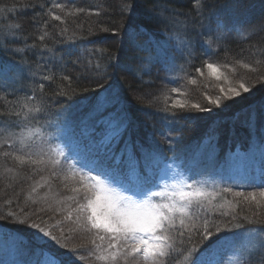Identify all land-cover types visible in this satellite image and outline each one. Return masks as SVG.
I'll return each instance as SVG.
<instances>
[{
  "label": "trees",
  "instance_id": "16d2710c",
  "mask_svg": "<svg viewBox=\"0 0 264 264\" xmlns=\"http://www.w3.org/2000/svg\"><path fill=\"white\" fill-rule=\"evenodd\" d=\"M202 3L197 12L193 0H0V64L8 69L7 77L0 74V114L9 113L0 115V236L15 241L22 256L51 264L74 249L83 253L76 264H126L122 256L100 258L108 254V239L89 230L86 213L77 210L89 175H96L91 166L105 151L96 142L98 121L116 111L124 127L115 153L120 162L105 163L117 169L119 181L139 187L153 173L154 191L160 168L177 165L188 191L203 193L186 209L185 236L171 233L177 254L192 249L177 264L194 257L229 264L213 249L223 240L234 247L247 234L252 245L242 240L233 264H264V237L257 235L264 233V169L252 167L250 178H240L245 185L218 173L232 161L245 167V156L264 147V0ZM102 101L112 103L96 111ZM51 126H78L75 147L54 158L53 146L34 137L33 159L44 163L20 165L15 157L29 151L23 135ZM211 159L213 169L206 166ZM198 208L201 218L193 223ZM203 214L213 230L200 239Z\"/></svg>",
  "mask_w": 264,
  "mask_h": 264
},
{
  "label": "snow or ice",
  "instance_id": "6c2138e0",
  "mask_svg": "<svg viewBox=\"0 0 264 264\" xmlns=\"http://www.w3.org/2000/svg\"><path fill=\"white\" fill-rule=\"evenodd\" d=\"M193 10L199 12L205 5L202 0H193ZM53 7H61L59 4L53 5ZM8 11H13L14 7L8 6ZM55 20H60V16H54ZM6 23V21H4ZM17 29L20 28L19 24H16ZM40 40L44 39V35H41ZM208 68H213V65L207 64ZM3 69H0V73ZM44 79L48 80L51 77L45 76ZM43 85L40 88L43 89ZM241 87L244 91H248L243 85ZM223 91V89L221 90ZM239 95V92H236ZM211 103L219 106V101L214 100ZM175 106V105H174ZM27 107V105H25ZM194 108L200 111H210L208 108H200L199 105H193ZM32 111L31 108L28 109ZM36 112H40L39 108L35 109ZM13 115L20 116V112L12 113ZM7 116L9 113L3 114ZM27 119V116H25ZM23 143V140L21 141ZM29 148L28 152H23L22 155H18L15 159L20 165L42 164V159H33L37 156V152L32 151L31 145H25ZM11 147V145H9ZM71 147V145H69ZM105 151L103 159L98 162L97 172L95 176L89 175V185L85 186L86 191L81 196V201L78 203V211L86 213L85 219L89 223V230H95V234L101 241L105 238L108 239V245L106 251L107 255L101 256V259L116 261L118 257H123L126 264L131 261V264H177L181 256H184L185 252L191 255L192 249L184 248L177 254V250L173 247V237L171 233L175 231L176 238H182L185 236V232L182 230L185 224V213L188 206L192 203L193 199L198 196H202L203 193L196 191L185 192L182 189L179 192L173 193V196H179V200H171L167 203L153 202L149 197V194L154 196H162L160 192H153L152 185L155 181V174L149 173L145 175L140 182V186L125 185L122 181H119L116 175L117 169L111 168L110 163L106 161L115 160L119 163V159L115 153L119 150L111 147V141L103 145ZM40 153H43V149H40ZM10 153H5L9 155ZM123 154V153H121ZM54 164H59L60 161H53ZM132 161L129 160L131 166ZM53 175H56L53 172ZM67 179V177H65ZM191 189V185L187 186ZM73 191L79 192L80 188H74ZM91 193V195H89ZM125 193H130L125 195ZM237 196H244L243 193H236ZM264 196V192L260 194ZM138 197L139 199H133ZM252 199H255L253 194ZM103 199L104 210L97 213V203ZM249 199V197H244ZM175 213H180L177 217ZM199 208L197 212L193 213V223L201 218ZM225 213H221L224 215ZM11 215V214H9ZM204 215L201 227L198 229L199 238L204 239L210 236L213 229L209 228V224L213 222ZM178 221V223H177ZM24 223V221H20ZM32 227L36 228L40 233H43L45 237H50L52 240L59 243L56 236H52L50 232L45 231L39 224L33 223ZM217 226L213 224V228ZM191 235L188 239L191 240ZM95 243V241H93ZM61 247H66L62 245ZM114 250V251H113ZM83 258V253H78L74 249H69L64 258L53 257L51 264H76L77 257ZM187 259V257H185ZM190 264H203L199 257L191 259Z\"/></svg>",
  "mask_w": 264,
  "mask_h": 264
},
{
  "label": "rangeland",
  "instance_id": "374dc122",
  "mask_svg": "<svg viewBox=\"0 0 264 264\" xmlns=\"http://www.w3.org/2000/svg\"><path fill=\"white\" fill-rule=\"evenodd\" d=\"M0 69H3V72L0 73L4 77L8 76V69L4 68L0 64ZM227 85V84H226ZM231 93L235 94L234 91H231ZM112 103L111 101H102L98 105L96 111H99L100 109H104L105 106H108V104ZM97 113V112H96ZM120 114L115 111V113H112L107 118H104L103 120H99L98 124L103 127V129H99L97 133V140L96 142L101 143V145L107 144L109 141H111V147L117 148L119 146L118 141H120L121 136L124 131V127L121 125V116ZM119 116V117H118ZM123 124V123H122ZM83 127H81L82 129ZM76 130H78V126L73 130L69 126L62 127V126H51L47 127V130L44 131H35L34 133L29 131L26 133V135H23L24 143L30 145L31 142H33L35 139L34 137L40 138L43 142H48L49 145L53 146V157L59 158L62 153L69 147V145L75 147L77 140L75 138L79 137L78 133H75ZM87 133H84L86 136H88ZM104 148V147H103ZM97 151H99L98 148H96ZM91 151H93L91 149ZM122 150L120 151L119 155L120 157ZM127 159H132L133 154L127 153L125 154ZM88 156V155H87ZM207 157V155L205 156ZM248 159V161L246 160ZM234 159V158H232ZM83 161H88L87 158H82ZM207 163L206 166L209 167V169L215 168L213 162V159L211 160H205ZM232 161V160H231ZM243 162L245 163V167H239L235 166L236 162L232 161L227 166V168L222 171L223 167L219 170L218 173H223L226 176L231 175L233 176V182L235 185H245L247 182L241 180L240 178L248 177L250 178L252 173V167H258V165L261 166V168H257L255 170H261L264 169V147L260 146L259 148L253 150L249 154L245 156L243 159ZM85 166V165H82ZM93 169V172L96 174L97 172V166H91ZM217 168V167H216ZM204 170H208L204 169ZM216 172V169H215ZM137 178L139 179L138 174ZM160 175L157 177V188L154 189L153 192H160L163 195L162 196H154L149 194V197H145V199L150 198L152 199H158L160 201H171L173 199L179 200V196H173V193L179 192L181 189L185 192H188V185L184 181V175L183 172H179L177 165H167L165 168H160ZM262 175L264 176V171L262 172ZM258 176V173H257ZM182 177V178H181ZM248 180V179H247ZM138 182V181H134ZM128 183V182H127ZM132 184V183H129ZM134 199V197H133ZM104 201L101 199L97 203V213H100L104 210ZM264 237V233L257 234ZM246 238H237L234 244V247L232 243L228 240L221 241L222 243L216 247L217 255L219 257L227 258L230 262L229 264H233V262L238 260L237 252H238V245L241 244V241L244 240L245 244L248 243V245H252V242L249 241V239H252L251 234H247L245 236ZM15 241L13 240H7L3 236H0V264H34L32 261V258L27 257L26 255L22 256V253L17 248ZM25 256V257H24Z\"/></svg>",
  "mask_w": 264,
  "mask_h": 264
}]
</instances>
